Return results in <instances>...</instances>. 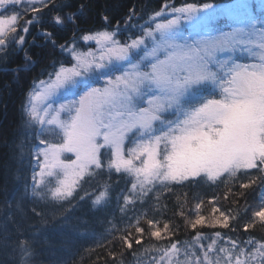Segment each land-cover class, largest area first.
I'll list each match as a JSON object with an SVG mask.
<instances>
[{"label":"snow or ice","instance_id":"obj_1","mask_svg":"<svg viewBox=\"0 0 264 264\" xmlns=\"http://www.w3.org/2000/svg\"><path fill=\"white\" fill-rule=\"evenodd\" d=\"M71 7L69 0H0V62L24 52L30 69L37 35L64 57L33 81L21 106L32 174L16 208L23 213L28 196L61 207L87 202L105 214L103 239L118 240L135 264H264V237L250 231L264 229V17L247 0H168L146 19L130 8L114 26L84 32L80 40L95 47L81 50L76 31L88 5L65 11ZM224 18L230 23L221 25ZM68 27L73 40L58 45L57 32ZM18 149L22 161L23 142ZM205 184L226 189L233 206L222 208L213 195L209 219L192 192ZM254 187L259 196L241 203ZM169 200L182 224L161 222ZM29 227L25 235L16 225L18 264H40V229ZM182 227L190 238H177Z\"/></svg>","mask_w":264,"mask_h":264},{"label":"trees","instance_id":"obj_2","mask_svg":"<svg viewBox=\"0 0 264 264\" xmlns=\"http://www.w3.org/2000/svg\"><path fill=\"white\" fill-rule=\"evenodd\" d=\"M231 1L201 0V2L220 5ZM57 2L61 3L63 0H57ZM69 2L72 7L65 11H74L81 3L88 5L79 21V29L76 31V40L78 41L84 32L103 30L106 27L114 26L116 21L125 18L130 8H135L137 15L146 19L149 14L160 10L168 0H69ZM172 2L179 6L185 0H172ZM47 11L45 10V13ZM254 13L261 16L257 11ZM105 14L112 20V25L105 24L102 18ZM48 19L49 24L46 25V30L52 31L50 15ZM143 19H141V23ZM225 20L226 22L223 24ZM221 22V25L230 23L227 19H223ZM31 35H37L35 29L32 30ZM72 40L73 30L71 27L57 32L58 45L70 43ZM28 54L34 61L30 69H24V52L14 54L6 64L0 62V264H18V255L13 252L12 245V242L18 239L16 225L27 229L25 235L32 230L30 225H35L40 229V244L37 246L40 264H118L121 259L124 264H135L131 251L121 247L118 240H112L109 243L108 240L103 239L107 224L101 223L100 220L105 214L94 213L90 210L87 202L76 201L71 211H65V206L61 207L47 200H38L28 196L23 201V213L16 208V201L23 193L25 183L30 184L32 174L29 165L31 159L29 149L33 145L31 142L25 141L24 138L21 106L26 101L33 81L43 78L42 74L45 70H51L54 61L64 59L59 48L54 49L51 45L45 44L38 35L35 43L28 48ZM13 69H20L19 74H15ZM22 142L24 152L21 161L18 145ZM96 186L93 183L92 187ZM225 190L221 188L214 192L205 184L193 189L192 192L205 200V206L207 200L211 199L213 195L220 196L219 204L222 208L227 209L233 205L230 204L231 197L229 200L223 199ZM258 196L259 191L254 187L247 190L246 195L240 200L243 203L245 199L252 201ZM189 198L191 199V193ZM167 203L169 208L164 213L161 222L163 223L167 219L174 224H182L181 218L173 215L174 201L169 200ZM33 207L38 209L43 216L36 217L31 211ZM108 212H115L117 223H119V213L115 211L114 206ZM41 219L46 220L47 223L41 225ZM257 226L259 225L257 224ZM188 230L182 227L177 238L186 239ZM250 231L257 238L264 237L261 228L258 230L256 227L255 230ZM93 232L96 235L95 240L91 235H86ZM207 233L210 234V231L208 230ZM191 235L192 233H189L188 238ZM99 239L103 240L101 247L96 246ZM146 242L148 241L146 240ZM140 247L136 245L134 249ZM109 250L115 253V260L109 255Z\"/></svg>","mask_w":264,"mask_h":264},{"label":"rangeland","instance_id":"obj_3","mask_svg":"<svg viewBox=\"0 0 264 264\" xmlns=\"http://www.w3.org/2000/svg\"><path fill=\"white\" fill-rule=\"evenodd\" d=\"M234 2V0H232L231 2H229V3H227V4H231V3H233ZM247 2L249 3V4H251L252 5V9H253V11H258V12H264V0H247ZM19 11H21L22 12V9H19ZM264 15V14H263ZM257 17H259L258 15H257ZM262 17V16H261ZM29 18V16L28 15H23L22 17H21V20L19 21L20 22V24H23L24 23V21L26 20V19H28ZM224 19H227V18H224ZM223 20V19H222ZM228 20V19H227ZM226 22V20L225 21H223V24ZM220 23H222V22H220ZM78 44L80 45V47H81V50H87L88 49V47H95V45L94 44H92V45H86V44H84L81 40H80V37L78 38ZM29 183H31V181L29 182ZM74 202H76V201H73V204H74ZM79 202V201H78ZM80 203V202H79ZM75 205V204H74ZM65 208H66V210L65 211H71L72 209H73V207H71V206H65ZM202 211L204 212V214L205 215H207V216H209V219L211 218V215H210V208H209V206L208 205H206L203 209H202ZM259 225V224H258ZM258 227V230H260V227L259 226H257ZM206 229H207V231L209 230L210 231V234L213 232V231H215V230H213V229H208V228H205V233H207V231H206ZM202 230H204V229H202ZM216 230H219V231H222V232H226V230H221V229H216ZM261 232L262 233H264V230L263 229H261ZM189 233H191V231L190 230H188V232L186 233L188 236H189ZM186 235V237L188 238V236ZM191 237V236H190ZM189 237V238H190ZM99 240H101V239H99ZM146 240L148 241V243H154L155 241H150V240H148V238L146 237ZM134 247H136V245H134Z\"/></svg>","mask_w":264,"mask_h":264}]
</instances>
